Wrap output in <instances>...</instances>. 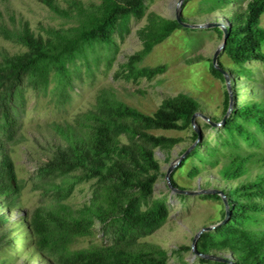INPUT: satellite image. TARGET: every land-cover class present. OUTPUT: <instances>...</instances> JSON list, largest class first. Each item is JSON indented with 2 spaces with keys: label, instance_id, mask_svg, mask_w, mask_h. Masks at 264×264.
<instances>
[{
  "label": "trees",
  "instance_id": "16d2710c",
  "mask_svg": "<svg viewBox=\"0 0 264 264\" xmlns=\"http://www.w3.org/2000/svg\"><path fill=\"white\" fill-rule=\"evenodd\" d=\"M38 1L63 17H76L79 26L50 29L46 37L37 36L28 23L20 30L0 27V34L5 40L27 49L23 54L14 56L0 51V205L8 212L18 207L21 196L16 164L8 150L18 138L21 123L16 105L23 98L24 89H46L56 82L60 97L66 99V88L71 86L70 68L78 54H83L86 49L94 50L106 45L112 47V34L116 29L129 32L131 17L137 20L145 17L147 0H96L101 3L92 9L76 6L74 16L72 10H61L55 0ZM189 1L186 0L184 5ZM228 2L205 0V4L209 5L206 12L214 13ZM262 17L264 0H250L245 13L235 15L233 27H228L224 53L238 67L239 73H243L244 65L249 61L261 60L264 63ZM158 28L156 31L148 27L140 33L145 47L143 51L130 56L123 66L128 80L132 79L135 83L144 78L152 80L166 72L165 66H137L154 41L166 39L171 32L183 29L176 20H163ZM213 30L223 36L220 29ZM113 61L114 58L110 59L109 64ZM219 66L223 68L221 62ZM210 69L214 75L224 79L212 62ZM229 105L230 94L227 90L226 114ZM199 110L197 100L182 95L164 100L153 115H146L108 94L102 95L96 111L86 116V129L76 132L71 126L64 128L57 125L55 129L68 140V147L58 149L49 163L38 170L37 177L46 182L82 172L80 179L96 181L99 187L91 204L80 212L62 202L70 196L73 182L59 187L55 204L37 208L33 212L28 223V245L54 258L56 264H169L167 253L162 248L141 241L161 229L170 213L165 200H155L151 205L148 201L161 175L155 151L172 150L183 140L156 136L152 132L189 131L195 142L198 134L192 127V118ZM206 126L218 129L209 124ZM250 126H255L256 131L264 135V104L248 103L233 110L222 124L221 141L211 154L215 160L212 161L214 166L219 163V154L224 149H241L240 140L249 146L259 145ZM200 146L199 143L195 146L182 166L193 158L201 157ZM253 158L254 155L238 153L231 164L222 170L224 179L235 181L243 177ZM200 173L201 169L195 167L189 176L196 178ZM171 182L178 188L174 174L171 175ZM223 192L229 200L230 220L214 231L204 233L198 241V251L216 255L231 252L238 257L236 264H264V231L255 232L248 228L251 224L264 226V221L261 222V218H264V175L247 186ZM203 198L222 201L220 196L212 194ZM241 199H248L249 203H242ZM255 199L260 202L255 203ZM144 205H148L145 210ZM96 221L102 225L103 234L110 238V243L81 250L72 249L77 239L93 235ZM9 222L7 214L0 215V228ZM9 233L5 232L7 236ZM198 260L201 264H227Z\"/></svg>",
  "mask_w": 264,
  "mask_h": 264
},
{
  "label": "rangeland",
  "instance_id": "374dc122",
  "mask_svg": "<svg viewBox=\"0 0 264 264\" xmlns=\"http://www.w3.org/2000/svg\"><path fill=\"white\" fill-rule=\"evenodd\" d=\"M178 1L147 0L145 17L142 20L131 17L128 23L129 32L116 29L112 34L114 41L112 47L106 45L96 47L94 50L86 49L83 54H78L75 64L70 68L71 86L66 88V99L60 97L59 85L56 82H52L46 89L34 90L30 87L24 89L23 98H20L16 105L21 123L18 138L8 150L16 164L21 196L18 207L13 212H8L0 205V215L7 214L10 220L0 228V264H56L54 258L40 253L36 247L27 243L28 223L33 212L37 208L55 204L58 201L59 187L70 181L73 182L70 196L62 202L70 205L76 212L83 211L91 204L99 186L96 181L80 179L82 172L46 182L41 181L37 173L49 163L58 149L65 150L68 147V140L58 133L55 127L71 126L76 132L86 129L85 125L88 123L86 116L96 111L102 95L110 94L116 100L146 115H153L168 98L189 96L200 104L199 114L212 124H220L211 125L200 116L195 119V125L201 134L198 142L201 145L199 148L201 157L193 158L183 166L182 163L185 161H182L173 171L174 180L180 190L216 189L229 192L247 186L264 175V135L257 132L255 126H250V131L255 134L259 145L249 146L240 140L242 148L224 149L219 154V163L216 166L212 164L215 160L211 156L221 141L222 121L226 115L229 118L233 110L248 103L264 104V63L261 60L249 61L244 65L243 73H239L238 67L224 51L219 54L217 64L221 62L223 65V68L219 67L228 76L231 94V110L227 114L228 87L225 78L217 77L210 69L212 59L223 40V36L213 28L189 29L190 31L183 28L171 32L166 39L154 41L150 51L137 66L139 68L165 66L166 72L152 80L144 78L136 83L125 78L127 72H123L125 70L123 66L128 62V58L143 51L145 47L140 33L148 27L157 31L163 20H175ZM249 1L229 0L218 7L216 12L207 13L209 5L205 4V0H190L183 5L182 18L190 24L216 22L231 28L234 16L244 14ZM55 3L61 10H72L74 16L77 13L76 6L92 9L101 2L55 0ZM27 23L37 36L44 37L50 29H71L79 26L76 17H63L38 0H0V27L11 31L20 30ZM261 25L264 27V17ZM0 51H6L14 56L23 54L27 49L16 42L5 40L0 34ZM113 58L114 61L110 65L109 60ZM206 124L218 129L213 130ZM152 134L180 138L183 142L172 150L155 151V159L161 166V175L148 201L151 205L155 200H165L170 213L162 228L141 242L162 248L167 253L169 264H201L191 252L193 239L202 228L223 221L224 204L222 201L204 199L201 195L172 193L166 184L167 169L195 142L189 131H153ZM238 153L254 155V158L243 177L227 181L222 170L231 164ZM195 167L201 169V173L196 178H191L190 172ZM241 202L248 204L249 200L241 199ZM254 202L260 200L255 199ZM147 208L148 205L143 206L144 210ZM262 221L264 218H261ZM248 228L255 232L264 231V226L260 224H251ZM5 232L10 233L7 236ZM109 243L110 238L103 234L102 225L96 221L93 235L77 239L71 248L81 250ZM218 255L238 260L231 252H219Z\"/></svg>",
  "mask_w": 264,
  "mask_h": 264
},
{
  "label": "water",
  "instance_id": "95a60500",
  "mask_svg": "<svg viewBox=\"0 0 264 264\" xmlns=\"http://www.w3.org/2000/svg\"><path fill=\"white\" fill-rule=\"evenodd\" d=\"M186 0H179L177 5H176V9H175V20L183 27L186 29H191V30H203V29H209V28H218L222 31L223 33V40L222 43L220 44L219 48L217 49L213 59H212V63L213 66L219 70L222 75L225 78L226 84H227V89L229 91L230 94V90H229V84H228V76L227 74L224 72L223 69H221L219 67V65L217 64V58L219 56V54L221 52L224 51L226 44H227V39H228V32H229V28L221 23H201V24H190V23H186L182 20V9H183V5L184 2ZM231 110V94H230V105H229V110L228 112ZM203 117L201 114L196 113L194 114L193 118H192V127L195 130V132L198 134V139L195 141V143L189 148L187 149L184 154L177 159L176 161L172 162L169 166V168L167 169L166 172V184L167 187L172 191V193L174 194H180V195H218L221 197V200L224 204L225 207V218L223 219V221H221L218 224L212 225L210 227H205L202 228L200 231L197 232V234L195 235L193 242H192V246H191V252L193 253L194 258H200V259H204V260H209V261H213V262H221V263H227V264H236V262L228 257V256H221V255H216V254H202L198 251L197 249V244L198 241L200 239V237L207 232H212L214 231L217 227L226 224L231 217V211H230V204H229V200L227 198V196L225 195V193L221 190H216V189H200L198 191H185V190H180L178 188H175L172 185L171 182V175L173 174V171L177 168V166H179L182 161H184L187 156L191 153V151L195 148V146L198 144L200 138H201V134L199 132V130L197 129L196 125H195V119L197 117ZM205 119L206 122L210 123L209 120L205 117H203ZM228 116L226 115V117L223 119L222 124L227 120ZM211 125H215V126H220V124H212Z\"/></svg>",
  "mask_w": 264,
  "mask_h": 264
}]
</instances>
